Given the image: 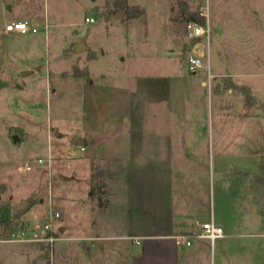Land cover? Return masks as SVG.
Here are the masks:
<instances>
[{
    "label": "rangeland",
    "instance_id": "1",
    "mask_svg": "<svg viewBox=\"0 0 264 264\" xmlns=\"http://www.w3.org/2000/svg\"><path fill=\"white\" fill-rule=\"evenodd\" d=\"M203 6L209 14L212 34L209 40L204 36L200 42H195L186 30V23L191 20L203 22L200 15ZM1 9L0 207L10 205L14 209L12 220L20 223L14 226L12 221L10 226L1 228L0 239H9L19 228L27 230L25 223L21 222L22 215L27 207L38 203L39 198L48 200L63 194L72 198L82 192L80 185L83 182L61 180L59 173L68 177L71 170L73 172L81 165L77 160L83 153L80 146L75 145L74 132L84 126V87L83 83L71 78L61 80L59 71L63 77H83L84 82L92 79L94 83L105 82L130 89L136 72L145 73L167 60L163 57L167 48L177 51L184 44L181 57L187 63L189 56H198L202 52L207 58L221 47L231 57H246L248 63L243 68L225 70L245 74L240 80L253 86L260 105H257L251 91L223 80L219 83L223 94L232 89L236 96L234 103L242 104L241 107L247 105L245 109L235 106V110L231 111V101H221L216 97L213 101L210 98L203 104L199 103L198 109H193V118L201 121L202 127L198 148L188 151L199 154L205 168L200 180L203 201L199 223L210 220L212 215L216 219L225 217L229 222L239 223L235 234H243L215 242L207 239L209 264H219L221 251L224 250L228 264H264V164L261 165L264 160V0H21L19 3L9 0ZM112 9L115 13L123 12L124 16L118 19L110 13ZM23 11L35 14L38 27L48 29L47 35V30L28 35L36 38L37 42H10L4 33L6 24L11 21L8 17ZM88 17L94 18L95 22L87 23ZM215 23L221 26L217 36L214 35ZM80 43L87 48L77 52ZM168 60L171 62L174 59ZM31 61L43 65L30 77V80H35L30 93H22L19 97L18 92L16 95L2 89L17 86V79L10 74L12 67L16 69L21 63ZM46 62L51 63V72H48ZM203 68L210 71L206 63ZM103 74L107 75L105 79ZM33 97H36V102L30 99ZM27 104L30 105L27 109L31 111L16 109L17 105ZM98 116L99 112H96L93 119L87 120V127L88 122L98 121ZM11 126L25 127L29 141L36 144L32 152L34 160L27 162L33 166L32 170H27L26 162L23 164L21 160H16L14 164L1 163L3 159L7 160L9 150L5 144ZM19 127L10 130L22 133ZM10 141L14 144L13 137ZM22 146L13 147V152H21ZM49 153H53L54 165L38 172L35 167L37 157L47 159ZM220 165L224 166L223 170H220ZM230 166L242 170L251 168V178L259 183V188L255 189L242 177L231 176ZM101 167L103 165L99 162L96 173H102ZM182 185L183 189H188L185 183ZM30 195L33 196L24 205L19 204ZM70 198L62 207L74 216L76 213L69 205ZM44 205L48 209V202ZM121 211L122 217L128 215L126 210ZM83 224L81 226L75 219L69 233L75 236L83 233L87 223L84 221ZM57 228L54 223L53 233L59 238ZM120 232L124 233L126 229ZM58 240L53 243L36 240L37 248L32 243L4 242L0 243V253L7 264H31L39 253L40 245H45L42 256L46 261L42 264H51V258L56 263L67 264H132L131 247L124 240L115 243L100 241V247L91 250L79 247L80 241L70 239L65 241L66 246H63V241L58 242L53 253L52 245Z\"/></svg>",
    "mask_w": 264,
    "mask_h": 264
},
{
    "label": "crops",
    "instance_id": "2",
    "mask_svg": "<svg viewBox=\"0 0 264 264\" xmlns=\"http://www.w3.org/2000/svg\"><path fill=\"white\" fill-rule=\"evenodd\" d=\"M8 1L0 0V13L2 5ZM16 2L19 3L21 0ZM111 14L116 15V13ZM8 19L11 21L7 24L14 21H28L34 26H39L36 23L35 14L25 11ZM215 24L214 35L217 36L221 26ZM42 30L45 31L44 28ZM4 33L10 42H37L36 38L28 37L34 34L7 32L6 27ZM45 33L47 35L48 29ZM193 39L195 42H200L202 37ZM86 48L87 46L83 45L81 51ZM183 48L184 44H181L177 51L167 48L163 52V57L167 60L159 62L157 66H154L155 68L145 73L136 72L130 89L105 82L94 83L92 79L84 82L83 77H63L61 71L58 72L61 80L71 78L75 82L83 83L85 93L87 112L85 110L84 126L82 130L77 129L74 132L75 145L80 146V151L83 153L77 160L81 165L80 168L78 166V169H73V172L71 170L68 177L59 173L61 180L72 179L83 182V185H80L82 192L76 197H69L71 203H68L73 207L72 212L76 215L68 214L62 207L69 199L64 194L49 197L48 200L38 197V203L27 207L21 218V222L27 226L25 230L27 241H9L8 237H5L0 239V243H32L35 246V239L41 230L40 226L53 210H59L61 215L60 219L54 222L58 227L60 239L52 245L53 253L56 251L58 242L63 241V246H66L65 241L70 239L80 241L79 247L91 250L100 247V241L115 243L124 240L131 247L132 264H209L207 238H201L198 235L203 232L202 224L212 219L225 230L226 236L219 239L243 235L234 233L238 230L239 223L229 222L225 217L216 219L212 215L210 220L205 219L199 223L203 201L200 180L205 168L202 166L201 156L188 151L199 145L202 127L201 121L198 122L197 118H193L192 113L193 109H198L199 103L203 104L210 98L213 101L215 97L221 101L223 99L231 101L229 105L231 111L235 110V106L239 109L247 107L245 104L241 107L242 104L234 103L236 96L231 92L232 89H229V93L223 94L222 88L219 87V83L223 80L251 91L258 106L260 100L253 86L240 80L245 74L226 71L232 68H243L247 62L246 57L243 55L231 57L221 47L216 48L207 58L200 52L198 56L204 60L210 71L202 68L192 73L181 57ZM168 59L174 60L170 62ZM46 63L48 72H51L53 69L51 63ZM42 65L31 61L21 63L16 69L12 67L10 74L17 79V86L2 87V89L15 92L16 95L18 92L19 97L22 93H30L35 81L30 80V77L40 71ZM23 72L28 73L23 75ZM19 76L21 78H18ZM106 76V74L102 75L104 79ZM35 98L30 99L36 102ZM29 107V104L17 105L16 109L31 111L27 109ZM37 108L40 109V107ZM96 112H99L98 121L93 120L92 124L88 122L87 127V120L93 119ZM95 121L98 123L96 124ZM12 127L19 126L10 128ZM10 128L8 141L5 144L10 153L8 152L6 156L7 160L3 159L1 163L14 164L16 160H21L23 164L25 162L27 164L29 160H34L32 152L36 149V144L29 141L27 129L20 126L19 128L23 130L20 133L19 130L11 132ZM58 135L59 131L56 132V136ZM10 137H13L14 144H11ZM77 139L83 141L77 144ZM21 144L23 145L21 152H13V147H20ZM16 149L19 150V148ZM52 156L53 153L47 159L42 156L37 157L36 160H44L43 165L36 163L38 172H41L44 167L49 169L51 165H54ZM99 162L103 167H101L102 173L98 174L96 168ZM213 165L216 166L214 161ZM219 167L223 170L224 166ZM229 169H231V176L242 177L249 185L253 184L255 189L259 188V183L251 178V168L246 167L242 170L230 166ZM205 172L209 173L207 170ZM98 179L106 182L108 192L106 207H100L97 200L93 198L91 188L93 183L100 182ZM223 180L221 178V183L224 182ZM183 183L189 190L182 188ZM196 186L198 193H196ZM32 196L23 199L19 204L24 205ZM47 202L48 209L44 205ZM14 205L12 203L13 207ZM121 209L128 212L126 217L121 216ZM11 213H14V209H11ZM75 219L81 226L84 225V221L87 223L83 233L76 236L69 233ZM19 223L18 220H13L14 226ZM124 228L126 232L121 233L120 231ZM177 236H185L191 244L178 243ZM96 241L98 242L95 243ZM204 243L206 246H203ZM45 248V245H40L39 253L33 258L31 264H42L46 261V258L42 256ZM25 253L28 256L31 255L30 252ZM225 253V250L221 251L219 264H228ZM51 262V264H67L66 262L56 263L53 258ZM0 263L7 264L2 253H0Z\"/></svg>",
    "mask_w": 264,
    "mask_h": 264
},
{
    "label": "built area",
    "instance_id": "3",
    "mask_svg": "<svg viewBox=\"0 0 264 264\" xmlns=\"http://www.w3.org/2000/svg\"><path fill=\"white\" fill-rule=\"evenodd\" d=\"M201 17L206 21V25L199 23L197 21H189L186 23V30L188 34L192 38H201L206 36L209 40L211 38L212 30L211 25L209 21V14L206 8L203 6L202 10L200 12ZM87 23H94L95 19L92 17L86 18ZM41 30L40 27L31 25L28 21H14L6 25V31L7 32H20L22 34H35L38 33ZM45 30L47 28L45 27ZM187 66L191 72H197L198 70L202 69L205 66L204 60L199 56H189L187 60ZM38 164L42 165L44 164L43 159L37 160ZM28 170H31L33 166L28 165ZM60 218L59 212H52L44 222V224L41 227L39 236L35 240L45 241L48 243H53L59 238H57L53 233V225L54 222ZM203 232L199 234L198 236L201 238H207L211 240L212 242H215L219 238H223L226 236L225 230L223 227L218 225L214 219L205 222L202 224ZM9 241H16V242H22L27 241L25 236V230L24 229H18L15 232L11 234V237L8 239ZM177 242L183 243L186 242V244L190 245L191 241L188 240L185 236H177Z\"/></svg>",
    "mask_w": 264,
    "mask_h": 264
},
{
    "label": "trees",
    "instance_id": "4",
    "mask_svg": "<svg viewBox=\"0 0 264 264\" xmlns=\"http://www.w3.org/2000/svg\"><path fill=\"white\" fill-rule=\"evenodd\" d=\"M203 19V18H202ZM200 23H204L200 22ZM106 182L100 181L96 184L93 183L92 185V194L93 198H95L98 202V205L100 207H106L107 206V188H106ZM12 216H11V208L10 205H5L0 207V229L6 226H10L12 224ZM1 264V263H0Z\"/></svg>",
    "mask_w": 264,
    "mask_h": 264
},
{
    "label": "water",
    "instance_id": "5",
    "mask_svg": "<svg viewBox=\"0 0 264 264\" xmlns=\"http://www.w3.org/2000/svg\"><path fill=\"white\" fill-rule=\"evenodd\" d=\"M110 13H115V11L112 9V10H110ZM116 16L118 17V18H121V17H123L124 16V13L123 12H116ZM83 49V44L82 43H80V46L77 48V51H81ZM27 73L28 72H23V75H27ZM17 139V138H16ZM83 140H81V139H77L76 140V143L78 144V143H81ZM262 164H264V160L262 161Z\"/></svg>",
    "mask_w": 264,
    "mask_h": 264
}]
</instances>
